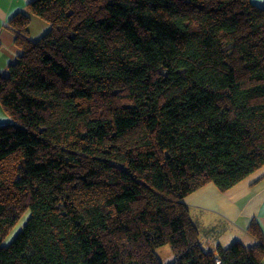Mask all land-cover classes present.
I'll use <instances>...</instances> for the list:
<instances>
[{"label": "trees", "instance_id": "trees-1", "mask_svg": "<svg viewBox=\"0 0 264 264\" xmlns=\"http://www.w3.org/2000/svg\"><path fill=\"white\" fill-rule=\"evenodd\" d=\"M0 75V264H264V234L204 249L183 200L264 168V7L31 0Z\"/></svg>", "mask_w": 264, "mask_h": 264}, {"label": "crops", "instance_id": "crops-1", "mask_svg": "<svg viewBox=\"0 0 264 264\" xmlns=\"http://www.w3.org/2000/svg\"><path fill=\"white\" fill-rule=\"evenodd\" d=\"M31 0H0V75L7 76L9 68L20 56L14 45V34L8 28V20L17 13L29 17V37L32 41L42 38L49 30L43 20L32 16L27 10ZM264 7V0H250ZM10 123V118L0 105V126ZM188 208L190 219L197 225L201 245L204 249L227 247L239 241L245 246L256 242L247 229L256 222L264 234V168L259 169L246 179L225 192H220L209 184L188 195L183 200ZM200 216L194 211H198Z\"/></svg>", "mask_w": 264, "mask_h": 264}, {"label": "rangeland", "instance_id": "rangeland-1", "mask_svg": "<svg viewBox=\"0 0 264 264\" xmlns=\"http://www.w3.org/2000/svg\"><path fill=\"white\" fill-rule=\"evenodd\" d=\"M194 212L196 215L200 216L199 210ZM155 253L162 264H171L174 260V256L170 250V247L167 245L157 248Z\"/></svg>", "mask_w": 264, "mask_h": 264}]
</instances>
